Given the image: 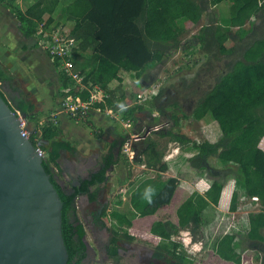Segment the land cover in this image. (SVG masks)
Returning a JSON list of instances; mask_svg holds the SVG:
<instances>
[{"label": "trees", "instance_id": "trees-1", "mask_svg": "<svg viewBox=\"0 0 264 264\" xmlns=\"http://www.w3.org/2000/svg\"><path fill=\"white\" fill-rule=\"evenodd\" d=\"M42 2L37 0L22 11L13 0H0L17 18L26 37L36 36L44 12ZM63 11L74 21L69 33L76 40L70 54L72 69L83 75L81 83H76L57 69V60L52 62L57 72V95L63 100L71 96L88 101L89 89L97 86L104 97L93 107H122L126 99L136 101L149 83L145 70L171 58L179 48L198 45L205 55L194 77L184 79L179 87H161L151 97L150 105L169 124L153 130L155 137H145L140 156L133 160L150 171L132 180H120L127 182L125 196H118L109 209L104 207L102 216L113 220L114 231H121L126 240L151 245L178 264H199L201 259L187 254L182 243L173 238L183 228L204 237L206 264H264V0H74ZM202 17L204 23L198 32L185 41V32ZM251 18L255 21L244 30ZM87 50L89 57L83 55ZM122 70L133 72L135 78L128 94L122 84ZM204 70L217 71L212 84L205 88L201 83ZM113 81L116 84L112 87ZM0 95L12 109L26 115L25 125H31V129L25 127L29 138L44 152L43 167L63 202L62 235L68 263L72 264L75 256H84L85 247L82 224L71 220L74 198L91 184L105 183L110 167L120 159L111 153L104 167L67 193L52 173L58 149L69 146L56 140L61 131L58 124L50 117L41 120L29 101L21 99L15 108L1 89ZM143 108L142 103L127 106L122 119L136 123L135 113ZM187 108L197 121L217 122L220 136L216 141H196L179 128V118L187 114ZM162 138L177 143L182 150H195L184 159L177 175L165 179L160 177L167 170ZM126 141L123 139L122 144ZM122 160L128 161L124 155ZM182 179H203L207 187L202 193L190 192L180 186ZM241 192L256 196L261 208L231 221ZM133 226L158 239L145 237L138 230L131 234L129 228ZM241 228L250 245L238 252L235 238ZM112 257L121 264L120 256Z\"/></svg>", "mask_w": 264, "mask_h": 264}, {"label": "rangeland", "instance_id": "rangeland-1", "mask_svg": "<svg viewBox=\"0 0 264 264\" xmlns=\"http://www.w3.org/2000/svg\"><path fill=\"white\" fill-rule=\"evenodd\" d=\"M216 12H218L217 8H214ZM255 21L254 18H251L249 22L246 23V25L243 27L244 30H248L251 26V24ZM202 20H200L197 24H194L193 26L188 28V31L185 32L184 40L187 41L191 38L193 34H196L202 24ZM228 44H230L228 42ZM47 52V51H46ZM49 56V55H48ZM205 60V55L202 52V50L198 47V45H193L191 47H181L178 50H176L175 54L168 59L163 60L161 63L156 64L154 67L146 69V73L148 74L149 79L148 82L144 87L143 91H145V99L139 100L138 97L136 101H131L129 99H126L124 103H126L125 106L116 107L113 109V114L118 116V119L111 118L114 127L119 132V137L128 135V142L125 144L118 146L115 145L114 150L118 151L120 154L119 162L116 166H114L110 172L108 180L99 185L94 186L93 189L103 188V197H102V207H112L114 204V201L117 199L118 196H125V187L127 185V182L124 181L123 183L120 182V180H123L125 178H129L132 180L135 176L139 175L143 172H148V170L144 165L137 164L133 162L135 158H138L140 156V151L144 146V141L139 140L137 136L143 135L148 127L155 128V130L168 126L169 123L166 122V120L158 113V111L150 105V99L151 97L157 93V91L161 87H168V88H175L179 87L183 84V80L186 81L191 79L195 76L197 70L202 65V62ZM49 62L52 64V61L49 57ZM54 68V67H53ZM57 69H61L58 65ZM217 71H206L204 70L201 72V83L203 87H207L208 85L212 84L214 81V77L216 75ZM53 78V84H54V91L55 96H58V81H57V72L56 70L53 71L52 77ZM133 76L131 74H125L123 79V87L125 91H127V94L131 90V83L133 81ZM76 83H81V79H74ZM80 80V81H79ZM116 83V82H115ZM115 85V84H114ZM93 88V87H92ZM0 89L5 94L8 101L16 108L17 103L23 99V97L20 96V94L16 95L14 89H10L7 86V83L2 82L0 84ZM91 91V88L89 89ZM93 91V90H92ZM66 98V97H65ZM24 100V99H23ZM96 101V100H95ZM89 104V108H87V115L85 119H82V123L86 124L88 126V118L90 111H92V103ZM142 103L144 108L140 111H137L135 114L138 118L136 123L130 122L129 119H122L123 112L127 109V106L133 105V104H139ZM169 108V107H168ZM171 109V107L169 108ZM18 112V110L16 108ZM105 110V109H104ZM111 110V109H110ZM186 115L180 116L179 118V128L187 135L195 139L196 141L208 139V140H214L217 139L220 130L218 125L215 121H197L193 118L191 115L190 109H185ZM103 112V110H102ZM111 112V111H109ZM21 113V112H20ZM23 114V113H21ZM25 115V114H24ZM26 116V115H25ZM24 116V120L26 121V117ZM49 117V116H46ZM43 120V119H41ZM85 120V121H84ZM93 128L94 132L99 134L101 136L103 134L104 128H98L92 126V124H89V128ZM91 128V129H92ZM99 130V131H98ZM151 135L152 137H155L152 135V130L149 132L147 136ZM146 136V137H147ZM111 138H113L111 136ZM117 138V139H118ZM145 139V138H144ZM161 144L165 147V155H164V161L167 165V170L164 172H161L160 177L161 179H165L170 176L177 175L178 169L182 166L184 159L186 157L191 156L195 150L188 148L186 150H182L179 148L178 144L172 141L167 140L166 138H162ZM117 140L111 141L112 143L116 142ZM109 141H106L103 143V141L99 140L98 144L99 147L92 150L94 153L98 150L101 152L99 153V156L96 161V166L100 163L99 160L101 159V154L105 153L109 149ZM50 148V147H49ZM68 150L69 154H75V150L72 146H69L67 148H63ZM77 153V152H76ZM123 155L127 158V162H124L122 160ZM57 160V159H56ZM212 162L214 165L216 164V161L214 158H212ZM56 163V161H55ZM55 163H53L52 167V173L56 176L57 183H60L61 181L65 183L64 190L67 192L72 187V180L68 175H64L61 167L62 164H58L59 166L56 167ZM128 172H130V175L128 176ZM151 174H156V172L151 171ZM180 186L184 189L192 192V191H198L202 193L205 188L207 187V182L203 179H200L197 182H191L186 181L184 179L180 180ZM77 199V198H76ZM261 208L260 203H257L255 201H252L250 197H247L245 194L241 192L238 197V204L237 209L232 212L231 215V221H237L238 219H242L244 215L248 212L252 211H259ZM104 209V208H103ZM77 215L79 216V219L81 218L79 215V209L77 208L76 211ZM103 220L106 222V228L105 230H102L99 235L103 241H106L109 239L110 235L112 236L111 241V253L108 258H101L103 252L100 250L99 246L95 243V237L94 233L89 228H84L85 230V238L87 240V243H89L91 249H92V261L98 264H115L113 255H118L121 258L120 263H126V264H133L132 260L129 259V255L135 254V251H128V249L136 248V250H141L142 254L147 257V255H151L152 249H154L155 252L158 253V257L171 264H178L175 259L170 257V255L161 252L155 248H153L151 245L144 244L142 242L137 241H128L125 238L122 237V232L114 230L116 229L114 226V222L111 219H108L106 215L103 216ZM109 220V221H108ZM141 232L145 237H153L154 239H158L157 237H154L148 233L146 229L136 228V226L129 228V232L133 235L137 234V231ZM264 232V230H263ZM174 239L176 241H179L182 243L184 251L194 257L197 261L198 258L204 259L202 261L200 259L199 264H206L205 261L207 259V248H204L202 242H204V237L197 234L195 235L190 228H183L180 229V231L177 232L176 235H174ZM118 242V243H116ZM127 242L130 243L129 246H127ZM250 245V241L247 238L246 234L244 233L243 228L239 230V232L236 234L235 238V249L238 252L243 251L245 248H247ZM127 249V250H126ZM192 249L195 250V253L192 252ZM119 251V252H118ZM126 252V253H124ZM144 259V258H143ZM209 262V261H208ZM210 264H215L211 263ZM134 264L137 263V260L134 262ZM208 264V263H207Z\"/></svg>", "mask_w": 264, "mask_h": 264}, {"label": "water", "instance_id": "water-1", "mask_svg": "<svg viewBox=\"0 0 264 264\" xmlns=\"http://www.w3.org/2000/svg\"><path fill=\"white\" fill-rule=\"evenodd\" d=\"M24 116L0 95V264H69L63 202L44 156L22 132Z\"/></svg>", "mask_w": 264, "mask_h": 264}, {"label": "crops", "instance_id": "crops-1", "mask_svg": "<svg viewBox=\"0 0 264 264\" xmlns=\"http://www.w3.org/2000/svg\"><path fill=\"white\" fill-rule=\"evenodd\" d=\"M36 1L37 0H13V4L15 7L24 11ZM73 1L74 0H43L42 8L44 12L42 21L37 25L35 37L24 36L19 30L18 20L14 14L8 8L0 4V84L2 82L7 83L10 89H14L16 95L20 94L25 101H29L33 106V112H39L41 114V119L49 116L58 124L61 131L56 140L70 144L75 150V154H69L68 150L59 148V156L56 160L58 164L62 162L65 163L69 160L75 162L78 157L84 159L90 156H92V161H95L101 152L98 150L94 153L92 150L99 147V145H97L99 140L104 143L109 136V133H107L104 137H98L99 134L95 133L92 127L91 129L86 124L71 118L63 109V99L59 96H55L56 90L54 91L55 86L53 84V78H51L55 69L53 65L50 64L48 53L41 43L40 31L52 32L53 30H58L69 34L74 25V21L68 18L63 9ZM200 20L203 21V24L204 18L202 17ZM83 55L89 57L90 51H85ZM125 74H131L133 76V72L122 70L120 72L122 79ZM134 80L135 78H133V81ZM123 83L124 79L122 81V84ZM114 84H116L115 81L110 85L113 87ZM100 101H102V99H100L98 94L96 101H94L92 105ZM112 111L113 109L110 110L105 108L104 110L92 106L88 123L92 124L94 127L104 128V131H110L111 136L115 137L119 135V132L114 127L113 123H111V118L118 119V116L114 115ZM219 136L220 133L217 139ZM217 139L209 141L213 142ZM56 163L55 165L58 167L59 165ZM81 166V164H78V168H81ZM82 168L85 167L83 166ZM94 186H92L91 203H96L97 200L99 203H102V195L104 192H102L98 198V192L97 189H93ZM79 199L82 203H89L84 195H79L78 200ZM94 223L93 226H96L95 229H98L99 232L105 230V228L101 227L103 225L106 226L105 221L103 224L101 223V225H99V222L94 221ZM84 228L88 227L84 226Z\"/></svg>", "mask_w": 264, "mask_h": 264}, {"label": "flooded vegetation", "instance_id": "flooded-vegetation-1", "mask_svg": "<svg viewBox=\"0 0 264 264\" xmlns=\"http://www.w3.org/2000/svg\"><path fill=\"white\" fill-rule=\"evenodd\" d=\"M153 130H155V129H153ZM107 133H109L107 141H109V143H110L109 146L110 147L105 153L101 154L102 156H101V159L99 160L100 163L97 166H96L97 159H95V161H92V156L86 157L84 159L78 157L75 160V162L72 161V160H69V161H67L65 163L62 162L63 165L61 167V170H62L64 175L66 174V175H68L71 178L73 187L80 186L82 180L90 179L92 173L100 170L101 167H104L105 164H106V160H107V158H109L111 153L114 154V157H118V159H120L119 158L120 154L118 153V151L114 150V147H115V145L121 146V145L125 144L126 142H128V140H129L128 135L121 136L119 138H118V136H115V137L111 138L110 131H106L105 130V131H103V134L101 136L104 137V135L107 134ZM146 136L140 135L138 139L139 140H144V138ZM125 138H127V141L122 144V141ZM114 140H117V141L115 143L114 142L112 143L111 141H114ZM78 164L82 165L81 168H78ZM83 166L85 168H82ZM113 167H114V165H112L110 167V169H112ZM53 177L56 178L55 175H53ZM58 184L64 190L65 183H63L61 181ZM96 185L99 186L101 184H96ZM92 186H94V185H92V184L89 185L86 192H81V193L77 194L76 197L74 198L73 207H74L75 211L71 215V220H76L77 223H81L83 228H84V226H86V227L91 229V231L95 234L94 235V237H95L94 239H95L96 245H98L100 250L103 252V254H101L102 255L101 258H108L110 253H111L110 252L111 251L110 244H111V241L113 239H112V236L110 235L108 240L103 241L101 239L100 235H99V233H100L99 230L95 229L96 226H93L95 224L94 221L95 222H99V225H101V223L103 224L104 221H103L102 212H103V208L104 207L101 206V204L98 202V200H97L96 203H91L92 202V198H91ZM70 190L67 191V193H71ZM97 192H98L97 197L99 198V196L103 192V189L99 188V189H97ZM79 195H84L86 197V199H87V202H89V203H82L80 199L78 200V196ZM77 208L79 209V215L81 216V220L83 221V223L79 219V216L76 213ZM101 227L107 229L106 226H104V225L101 226ZM85 236H86V234L84 233V235L82 237V240H83V242L85 244L84 256L81 257V258H78V256H75L74 259L72 260V264H98V263H95L94 261H92V249H91L89 243H87V240H86ZM116 243H118V242H116ZM129 245H130V243L127 242V246H129ZM129 250L130 251H135V254H133L134 253L133 252L131 255L128 256L129 259L132 260L133 264H134V262L136 260H137V263H139V264H171V263H168L166 261L161 260L158 257V253L155 252L154 249H152L151 255L150 254L147 255V257L142 254L141 250H136L135 247L132 248V249H128V251ZM124 253H126V252H124ZM114 263L115 264H119V263H116V262H114ZM121 264H126V263H121Z\"/></svg>", "mask_w": 264, "mask_h": 264}, {"label": "built area", "instance_id": "built-area-1", "mask_svg": "<svg viewBox=\"0 0 264 264\" xmlns=\"http://www.w3.org/2000/svg\"><path fill=\"white\" fill-rule=\"evenodd\" d=\"M41 43L43 48L47 51L51 61H58V65L61 70L65 72L68 76L73 79H81V75L75 73L72 69V60H71V51L72 48L76 46V40L69 36L66 32H61L58 30H53L52 32L40 31ZM80 81V80H79ZM93 91L89 90V100L81 101L79 98H72L67 96L62 103L63 109L69 114L71 118L76 121H82L86 118L87 108L92 101L97 99L99 94L100 99H103L104 92L99 87L95 86L92 88ZM145 91L137 95L138 99H145ZM85 121V120H84ZM25 120L22 121V132L24 135L29 136L28 130L25 128ZM37 151L41 156H44V152L37 146ZM252 201L258 202L256 196L250 197ZM174 238V237H173ZM192 252L195 253V250L192 249Z\"/></svg>", "mask_w": 264, "mask_h": 264}]
</instances>
